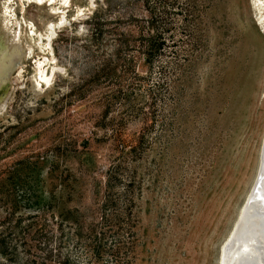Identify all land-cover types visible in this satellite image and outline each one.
Segmentation results:
<instances>
[{
	"label": "rangeland",
	"instance_id": "rangeland-1",
	"mask_svg": "<svg viewBox=\"0 0 264 264\" xmlns=\"http://www.w3.org/2000/svg\"><path fill=\"white\" fill-rule=\"evenodd\" d=\"M54 1L0 0L22 54L0 91V231L19 262L43 256L47 225L71 264H218L264 135L254 1ZM151 23L168 31L152 64Z\"/></svg>",
	"mask_w": 264,
	"mask_h": 264
},
{
	"label": "bare ground",
	"instance_id": "bare-ground-1",
	"mask_svg": "<svg viewBox=\"0 0 264 264\" xmlns=\"http://www.w3.org/2000/svg\"><path fill=\"white\" fill-rule=\"evenodd\" d=\"M38 1L40 3L44 2V0ZM47 1L51 3L55 2L54 0ZM253 1L256 13L259 14L260 17L256 16L255 9L252 5L253 12L258 22L260 23L262 31L264 33V0ZM6 37L7 36H5V38ZM21 59L22 54L17 44H13L11 47H7L6 44L0 39V91L5 89L9 84L10 76L21 64ZM37 66L40 70L41 79L47 83H45V85H50V80L53 74H55V69H52L51 73L46 74L42 69V64H37ZM5 98L6 97L4 96L0 98V114L5 110L7 105L8 99L6 100ZM263 141L264 135L262 138L261 146ZM260 155L261 167L256 187L253 188L254 191L251 194L248 191L243 205L241 206L238 216L233 224V227L221 245V253L219 252L218 264H236L242 259L243 264H264V235L261 232V229L263 228V225H261V221L263 219H261V217L259 216V214H262L264 216V145L262 154L260 147L259 159ZM250 236H253V239L250 242H243V239L245 237ZM245 257H247L248 259H245Z\"/></svg>",
	"mask_w": 264,
	"mask_h": 264
},
{
	"label": "trees",
	"instance_id": "trees-1",
	"mask_svg": "<svg viewBox=\"0 0 264 264\" xmlns=\"http://www.w3.org/2000/svg\"><path fill=\"white\" fill-rule=\"evenodd\" d=\"M154 25L151 23L148 27V34L147 38L145 40V54H146V61L147 63H153L155 59L162 55L164 52V48L166 45V33L168 31H161L160 33H155L154 35H151L152 31H154ZM172 35V34H171ZM173 36V35H172ZM172 39L173 37H169ZM3 201L2 197L0 196V207H1V202ZM47 210V211H45ZM43 212V216L45 217L46 222H48V214H50V209H45ZM52 220L56 221V229L58 231H61L62 234H64L66 231L73 233L75 237H78V240L80 241L81 238L84 237L83 232L86 230V226L81 222V220L75 219V218H70V215L63 217L59 216L56 217L55 214H52ZM11 221V216L6 220V221H1L0 219V228L4 224L8 223ZM106 225L105 227H107ZM44 227V228H43ZM41 226V235L43 234V237L45 238V241H39V247L40 250L43 252V256L40 257L38 260L36 256H31L27 258V260L24 263H20L18 260V254L15 253V251L12 249L11 242L6 241V236H4V232L0 231V264H71V257L69 255H65L63 251V236L59 239V241L56 242V247H54V236L51 234V230L49 231V227L47 225ZM48 229H46V228ZM43 228V229H42ZM51 228V227H50ZM52 228L54 227V222H52ZM89 232L90 228L88 227ZM112 229H110L111 231ZM123 230V229H120ZM109 231V232H110ZM53 232V231H52ZM97 232L95 229H92V233ZM101 235V233H99ZM129 235V231L125 232L123 237L125 235ZM119 235V234H117ZM118 237H121L119 235ZM96 238H98V234L96 233Z\"/></svg>",
	"mask_w": 264,
	"mask_h": 264
},
{
	"label": "water",
	"instance_id": "water-1",
	"mask_svg": "<svg viewBox=\"0 0 264 264\" xmlns=\"http://www.w3.org/2000/svg\"><path fill=\"white\" fill-rule=\"evenodd\" d=\"M263 145H264V141H263V143H262V146H261V154H262V150H263ZM261 155H260V159H259V163H258V168H257V172H256V175H255V178H254V180H253V182H252V185H251V187H250V189H249V193L251 194L253 191H254V189L253 188H255L256 187V184H257V180H258V176H259V174H260V167H261ZM249 194V195H250ZM259 216L261 217V219H263L262 221H261V225H263V228L261 229V232L263 233V235H264V216L262 215V214H259ZM255 237V236H254ZM253 239V236H250V237H245L244 239H243V242H245V243H248V242H250L251 240ZM220 253H221V249H220ZM245 259H248L247 257H245ZM244 259V260H245ZM218 263H219V260H218ZM235 264V263H234ZM236 264H243V259L241 260V261H238ZM244 264H246V263H244ZM257 264V263H256Z\"/></svg>",
	"mask_w": 264,
	"mask_h": 264
}]
</instances>
